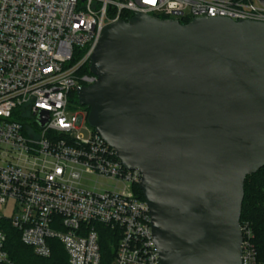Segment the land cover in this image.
<instances>
[{"label": "water", "instance_id": "1", "mask_svg": "<svg viewBox=\"0 0 264 264\" xmlns=\"http://www.w3.org/2000/svg\"><path fill=\"white\" fill-rule=\"evenodd\" d=\"M89 70L78 102L141 171L161 264H241L245 180L264 167V22L136 13L103 29Z\"/></svg>", "mask_w": 264, "mask_h": 264}, {"label": "built area", "instance_id": "2", "mask_svg": "<svg viewBox=\"0 0 264 264\" xmlns=\"http://www.w3.org/2000/svg\"><path fill=\"white\" fill-rule=\"evenodd\" d=\"M136 13L264 22L259 0H0V210L13 204L11 216L0 215V264H13L6 222L39 257L58 240L69 264H102L108 234L112 264H161L149 206L136 191L141 171L124 166L91 125L88 137L78 134L88 114L68 110L71 92L97 80L82 68L103 29ZM241 232V264H264L251 226Z\"/></svg>", "mask_w": 264, "mask_h": 264}, {"label": "trees", "instance_id": "3", "mask_svg": "<svg viewBox=\"0 0 264 264\" xmlns=\"http://www.w3.org/2000/svg\"><path fill=\"white\" fill-rule=\"evenodd\" d=\"M188 22L184 21L182 24ZM82 72L89 73V67L84 65ZM74 93L75 91L71 92V97ZM85 111L88 114V106H85ZM244 189L240 224L243 226L248 223L251 226L258 259L264 263V167L246 177ZM136 191L140 198L145 199L139 187L136 188ZM4 228L8 236L6 249L13 264H69L68 255L60 241L52 240V254L50 257L43 258L37 256L31 247L21 242L19 232L9 223L6 222ZM115 246V239L108 234L101 239L102 264H112Z\"/></svg>", "mask_w": 264, "mask_h": 264}, {"label": "rangeland", "instance_id": "4", "mask_svg": "<svg viewBox=\"0 0 264 264\" xmlns=\"http://www.w3.org/2000/svg\"><path fill=\"white\" fill-rule=\"evenodd\" d=\"M70 101L71 102H70L68 110L72 112L71 114H74V112H77V113H85L86 112L85 106H81L79 104L76 92L74 93V95H72V97L70 98ZM26 120H27V122L32 123L31 118H28ZM87 124H88L87 120H83L81 123V126L79 127V129L77 131V133L80 134L81 136L88 137L90 132L88 130ZM88 178L90 180H93V181L96 180V177L92 176V175H90ZM98 183L103 184L102 186H100V189H105L104 185H106V181H104L103 179H98ZM12 209H13V204H12V202H9L7 206H4L0 210V215L11 216L13 214Z\"/></svg>", "mask_w": 264, "mask_h": 264}]
</instances>
